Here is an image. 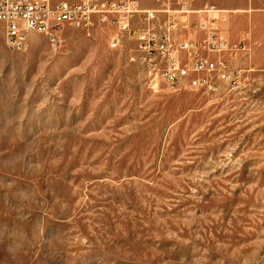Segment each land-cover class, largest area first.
Masks as SVG:
<instances>
[{"label": "rangeland", "instance_id": "rangeland-1", "mask_svg": "<svg viewBox=\"0 0 264 264\" xmlns=\"http://www.w3.org/2000/svg\"><path fill=\"white\" fill-rule=\"evenodd\" d=\"M187 1L247 19L236 90L150 83L104 27L0 26V264H264V9Z\"/></svg>", "mask_w": 264, "mask_h": 264}, {"label": "built area", "instance_id": "built-area-1", "mask_svg": "<svg viewBox=\"0 0 264 264\" xmlns=\"http://www.w3.org/2000/svg\"><path fill=\"white\" fill-rule=\"evenodd\" d=\"M159 10L141 9L134 0H0V24L6 45L18 51L30 35L56 41L64 28L88 32L94 25L110 30L108 47L132 43L131 62L150 74V83L171 89L234 91L242 71L234 62L249 53L248 34L237 42L223 35L231 13L205 6L193 11L187 0H158ZM218 15V22H211Z\"/></svg>", "mask_w": 264, "mask_h": 264}, {"label": "crops", "instance_id": "crops-1", "mask_svg": "<svg viewBox=\"0 0 264 264\" xmlns=\"http://www.w3.org/2000/svg\"><path fill=\"white\" fill-rule=\"evenodd\" d=\"M138 1L141 3L140 5L139 4L138 5L140 6L141 9H144V10H159L160 7H161V5L156 3L155 0L154 1L153 0H138ZM113 2H116V1H113ZM248 7L252 8V9H264V0H252V1H250L248 3V5L242 4L240 10H236V11H247ZM193 11H199V10H193ZM224 11H227V12L231 13V15H230V19H229L228 24L225 25L224 28H223L222 35L226 39L231 41V42H237V41H239L241 39L240 36H239L238 28L240 26L241 27L242 26L245 27L247 25V19L245 17L232 15V14H234V13H232V11H234V10H224ZM0 26H1V29H2V25L1 24H0ZM227 26H230V32H226L225 28ZM254 51L257 52V53H260V50L258 48H255ZM257 64L260 65V66H263L264 62L262 60L261 61H257Z\"/></svg>", "mask_w": 264, "mask_h": 264}, {"label": "bare ground", "instance_id": "bare-ground-1", "mask_svg": "<svg viewBox=\"0 0 264 264\" xmlns=\"http://www.w3.org/2000/svg\"><path fill=\"white\" fill-rule=\"evenodd\" d=\"M211 22H217V19L211 17ZM28 45H29V43L26 45V47H19V48H18V51H20V52H21V51H22V52L26 51V49L28 48ZM154 87H157V85H154Z\"/></svg>", "mask_w": 264, "mask_h": 264}]
</instances>
